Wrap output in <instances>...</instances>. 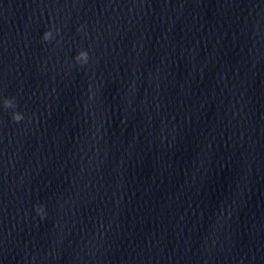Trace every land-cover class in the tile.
<instances>
[{
  "label": "water",
  "instance_id": "1",
  "mask_svg": "<svg viewBox=\"0 0 264 264\" xmlns=\"http://www.w3.org/2000/svg\"><path fill=\"white\" fill-rule=\"evenodd\" d=\"M0 264H264V0H0Z\"/></svg>",
  "mask_w": 264,
  "mask_h": 264
}]
</instances>
